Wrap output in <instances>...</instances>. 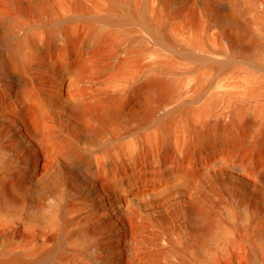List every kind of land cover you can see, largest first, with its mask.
<instances>
[{
	"label": "rangeland",
	"instance_id": "obj_1",
	"mask_svg": "<svg viewBox=\"0 0 264 264\" xmlns=\"http://www.w3.org/2000/svg\"><path fill=\"white\" fill-rule=\"evenodd\" d=\"M131 3L155 30L110 11L109 0H0V35L31 36L17 71L40 99L53 91L51 74L36 65L48 51L62 63L86 62L71 89L83 98V111L53 105L44 127L56 131L54 144L89 154L96 178L103 176L102 167L123 177L133 168L144 172L148 183L140 186L136 198L141 210L135 215L132 264H145V254L161 245L171 247L166 258L171 264L184 258L191 264H264V0ZM104 17L117 22L100 25ZM43 19L53 21L42 27L38 24ZM155 31H162L169 43ZM149 77L167 80L171 89L157 96L159 105L148 120L140 122L139 116L129 114L134 105L130 98L117 114L112 112V98H125ZM5 78L0 72V259L15 252L33 258L35 249L49 245L59 233L64 254L70 256L82 237L72 229L80 231L85 225L80 220L87 215L81 195L69 184L79 174L59 164L54 178L40 188L47 176L42 157L29 152L32 142L15 135V124L10 127L13 116L4 101L10 93L1 81ZM67 96L63 90V98ZM34 155L39 160L34 181L39 191L34 198L7 202L4 185L14 166ZM179 166L182 170L175 171ZM169 172L186 176L185 187H148L162 185L166 177L175 184L176 175ZM56 181H62L61 190L54 188ZM105 183L111 186L113 179ZM197 204L218 222L202 236V222L192 212ZM60 208L68 221L65 227L57 217ZM49 213L56 220L52 230L43 224ZM106 218L110 226L85 240L100 251L112 228L120 226L112 215ZM46 235L49 243L43 240ZM157 236L164 239L156 242ZM56 260L58 256L52 264Z\"/></svg>",
	"mask_w": 264,
	"mask_h": 264
},
{
	"label": "bare ground",
	"instance_id": "obj_2",
	"mask_svg": "<svg viewBox=\"0 0 264 264\" xmlns=\"http://www.w3.org/2000/svg\"><path fill=\"white\" fill-rule=\"evenodd\" d=\"M109 10L120 12L126 18L138 19L148 28L155 30L153 23L140 14L131 3V0H109ZM52 21L43 19L38 25L45 27ZM234 21L233 15L229 14V24L234 25ZM99 22L102 25L103 23H116L117 20L112 17H104ZM155 32L160 34L165 42L169 43L162 31ZM96 34V30H92L89 33L90 36H96ZM27 41H32L31 36L25 38L22 35L13 36L11 33L9 35H0V72L6 77L1 80L3 82L2 87L10 93V96L4 97V101L5 107L13 116V121L9 123L10 127L15 124V127L19 129L15 135L21 142L26 140L32 142L33 147L29 152L38 153L42 157V170L44 175L47 176L42 180L40 188L51 178H54L53 170L58 171L61 166L59 164H67L72 175L79 174V177H72L69 184L74 185V191L81 195L80 204L85 207L87 215L80 220V222L85 224L80 231L77 232L75 231L76 229H72L74 233L82 234L79 243L75 244L76 249L73 250L72 255L66 256L64 254L63 245L65 241L63 235L59 233L57 239L49 245L46 244V246L35 249L33 258H27L21 252H15L7 258L0 259V264H52L56 256H58V262L56 260L55 264H66L68 259L72 264H132L136 259V254L132 250L135 241V229L138 225L135 215L139 214V210H141L136 198L141 193L140 186L148 183V179L144 176L143 171L140 172L136 168H133L127 177H123L116 174L117 170V172L114 170L108 171L103 167L99 168L103 176L96 178L97 168L89 154L78 152L71 147L64 149L54 144L52 138L54 137L53 133L56 131L44 127V116L51 111L53 105L59 108L68 105L72 110L83 111V98L77 96L71 89L77 83V76L87 67L86 62L78 59L74 63H62L58 57L48 51L49 53L47 52L40 58L41 63L36 65L38 67L43 66L45 73L51 74L52 81L49 88L53 91L47 97L40 99L34 92L27 89L25 78H20L17 71L18 68L23 66L22 49ZM170 89L171 84L167 80H161L156 77L146 78L140 84L132 87L125 98H112V112L117 114L124 101L130 98L133 99L134 105L128 109L129 114L139 116L140 122H143L148 120L153 110L159 105L157 96L164 94ZM63 90L68 95L67 97L63 98ZM86 112H88V109H85ZM161 135L167 144L166 132L163 131ZM237 144L235 140L233 142L234 147ZM38 163L39 160L34 155L30 161L18 163L14 166L10 174L11 179L4 185L7 202L21 201L27 196L35 197L39 191L37 185L34 184ZM232 167L235 168L236 166L232 164ZM236 169L241 170L238 167ZM179 170H182L180 166L175 169V171ZM177 173L169 172V174L176 175L174 178L175 184L171 182L172 178L166 177L162 185L154 184L148 187L152 189L172 188L175 191L179 187H185L187 184L186 176L181 173L178 175ZM0 179L2 180L1 177ZM107 179H113L111 186H107L105 183ZM56 182L54 188L59 187L61 190L62 181ZM81 186H83L84 190H81ZM192 212L198 216L197 220L202 222L201 227L203 228L199 233L201 236L216 229L218 225L216 217L208 212L203 205H194ZM62 215L60 208L59 212H57V217L62 220L63 227H65V223L68 221ZM111 215L119 220L120 226L112 228L113 232L108 237L104 251H100L99 248L92 247L88 243L85 244L87 237L98 235L102 228L110 226L106 217ZM88 217L91 218L90 222L87 221ZM43 224L49 230H52L56 220L49 213ZM49 239V236L46 235L43 240L49 243ZM113 239L116 241L114 244H112ZM159 239L162 240L164 238L157 236L154 241L157 242ZM78 248L86 251H81ZM170 251V246L153 247L145 254V264H171L166 259ZM60 253L63 254L60 255ZM109 256L112 257L109 258ZM162 259L163 262H161ZM180 263L191 264L187 258L182 259ZM252 264L258 263L252 262Z\"/></svg>",
	"mask_w": 264,
	"mask_h": 264
}]
</instances>
